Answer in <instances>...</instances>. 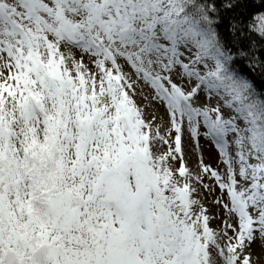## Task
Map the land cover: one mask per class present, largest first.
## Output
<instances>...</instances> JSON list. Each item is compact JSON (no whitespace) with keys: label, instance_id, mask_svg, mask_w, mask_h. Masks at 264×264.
<instances>
[{"label":"snow or ice","instance_id":"snow-or-ice-1","mask_svg":"<svg viewBox=\"0 0 264 264\" xmlns=\"http://www.w3.org/2000/svg\"><path fill=\"white\" fill-rule=\"evenodd\" d=\"M0 264H264V0H0Z\"/></svg>","mask_w":264,"mask_h":264},{"label":"rangeland","instance_id":"rangeland-1","mask_svg":"<svg viewBox=\"0 0 264 264\" xmlns=\"http://www.w3.org/2000/svg\"><path fill=\"white\" fill-rule=\"evenodd\" d=\"M256 251L259 252V249L257 248Z\"/></svg>","mask_w":264,"mask_h":264}]
</instances>
